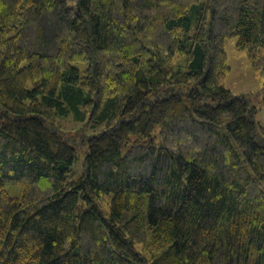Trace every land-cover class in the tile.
Returning <instances> with one entry per match:
<instances>
[{"label": "trees", "instance_id": "trees-1", "mask_svg": "<svg viewBox=\"0 0 264 264\" xmlns=\"http://www.w3.org/2000/svg\"><path fill=\"white\" fill-rule=\"evenodd\" d=\"M227 40L264 73V0H0V264H264Z\"/></svg>", "mask_w": 264, "mask_h": 264}, {"label": "rangeland", "instance_id": "rangeland-1", "mask_svg": "<svg viewBox=\"0 0 264 264\" xmlns=\"http://www.w3.org/2000/svg\"><path fill=\"white\" fill-rule=\"evenodd\" d=\"M235 44V40L225 42L229 71L223 79V85L234 96H243L255 103L258 106L256 119L264 126V73L254 69L247 55L235 49ZM55 129L62 135L73 138V140L81 138L80 125L74 122L71 117L57 120ZM77 166L76 174H80L81 163Z\"/></svg>", "mask_w": 264, "mask_h": 264}]
</instances>
